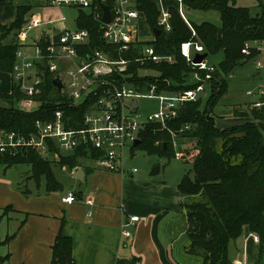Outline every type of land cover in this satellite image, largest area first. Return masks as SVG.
Returning <instances> with one entry per match:
<instances>
[{
    "label": "trees",
    "instance_id": "16d2710c",
    "mask_svg": "<svg viewBox=\"0 0 264 264\" xmlns=\"http://www.w3.org/2000/svg\"><path fill=\"white\" fill-rule=\"evenodd\" d=\"M101 0H94L99 4ZM13 0H0V12ZM146 23L155 34L152 45L156 53L173 58V63L155 64L147 62L131 65L135 72L133 81L149 88L156 83L153 77L140 78L141 67L157 68L159 76L158 89L177 91L192 88L188 85V76L193 73L181 52V46L188 41L204 46L207 56L223 54L217 71L209 82V98L184 103L178 116L165 126L154 123L146 124L140 135L142 145L150 153L175 158L172 134L180 139L191 140L192 147L183 149L182 160L190 162L193 176L186 173L178 188L187 200L183 203L187 216L186 253L196 257L201 264H231L229 257L230 243L237 240L247 227L252 233L260 236L259 254L264 255V106L252 107L249 115L258 121L246 122L240 126L219 128L213 114L219 99L226 93L229 79L239 68L255 61L259 54L252 50L249 55L242 52L247 43L264 39V0H258L260 11L253 14L246 6H239L235 0H184L185 6L194 10H215L219 13L221 25L204 21L187 23L178 9L170 7L173 28L165 32L158 26L160 10L155 0H137ZM105 3L113 6V0ZM15 18L8 24L0 22V71L13 73L17 52L21 49L19 32L27 21L32 6L19 1L14 6ZM183 17V18H182ZM77 26L90 32V41L83 49L85 55L95 50H107L109 45L102 37L100 21L86 10H80ZM195 32V34H194ZM48 37L44 33L38 42L46 52ZM55 74L46 70L42 95L36 97L43 105L34 111H24L19 102L25 95L14 81L12 92L0 93V98H8L13 105L10 108L0 107V132L17 131L28 135L35 131L39 119H51L56 105L66 102V97L58 94L53 84ZM168 81L169 83H167ZM143 87V88H144ZM57 93L51 97V94ZM262 99V98H261ZM252 106V105H251ZM86 106L68 105L66 116L70 119L69 128L84 127ZM137 145V146H138ZM85 155L80 152L62 156L60 164L44 159L36 150L19 149L15 154H0V164L6 168L20 164L31 166V175L38 186L44 185L47 192L62 191L63 186L54 172V166H68L73 169ZM44 179V180H43ZM43 180V183H42ZM12 208L9 206L5 212ZM136 262L134 259L132 263ZM51 264H75L73 241L70 236L59 231L52 246Z\"/></svg>",
    "mask_w": 264,
    "mask_h": 264
},
{
    "label": "built area",
    "instance_id": "2783aa9c",
    "mask_svg": "<svg viewBox=\"0 0 264 264\" xmlns=\"http://www.w3.org/2000/svg\"><path fill=\"white\" fill-rule=\"evenodd\" d=\"M22 1L32 6V0ZM36 1L42 6L88 11L94 19L100 21L102 37L109 47L107 50H95L85 55L86 51L83 49L90 41L88 29L69 26L65 14L57 18L41 19L37 14L31 13L18 37L22 47L34 48V54H25L21 47L17 52L14 72L11 73L25 95L19 102V107L24 111L41 108L43 102L36 97L43 93L46 70L54 73L55 78L59 77L62 89L59 91L54 86L58 94L67 100L64 104L55 106L51 119L36 121V132L25 135L17 131H1L0 154H15L19 149H33L44 159L60 164L62 156L80 152L93 160L99 168L125 173L122 151L127 147H135V142L141 140L140 135L145 125L159 123L165 126L168 121L176 118L184 103L198 100L199 94L208 89L209 82L217 71V66L210 63L207 57L199 63L194 62L195 55L204 54L205 48L197 42L188 41L182 44L181 52L194 70L192 74L197 84L192 88L171 92L158 89L156 83L159 82V77H153L156 83H151L149 88L144 87L133 81L136 75L131 70L132 64H171L174 60L171 56L156 53L155 48L147 43L155 39L151 29L152 37L142 38L144 33L141 28L146 25V18L141 8H138L137 0H113V6L108 5L111 11L108 22L103 21V9L100 5H107L106 0H101L99 4H94V0ZM157 1L160 10L158 26L165 32H170L173 28L170 7L166 8L162 0ZM176 1L179 12L185 18L182 12L184 0ZM44 33L49 42L46 52L38 44ZM252 50L264 54V39L247 43L242 52L249 55ZM254 66L256 70L264 72V60L256 59ZM141 68L138 76L146 77L140 74ZM255 93L259 98L253 102L252 107L260 109L264 106V88L260 87L256 92L247 91L248 95ZM56 94L54 92L51 97ZM138 98L157 99L159 108L143 115ZM68 105L86 106L84 127H68ZM172 144L177 148L175 140ZM175 157L182 158V152L175 151ZM137 171L133 169L131 172ZM77 200L74 191H70L63 199L69 204ZM88 203L93 204V199H88ZM138 220V216L131 218L132 223ZM123 235L131 237L132 232L123 229ZM250 237L260 243L258 234L250 233Z\"/></svg>",
    "mask_w": 264,
    "mask_h": 264
},
{
    "label": "crops",
    "instance_id": "0c3cea01",
    "mask_svg": "<svg viewBox=\"0 0 264 264\" xmlns=\"http://www.w3.org/2000/svg\"><path fill=\"white\" fill-rule=\"evenodd\" d=\"M14 1L0 12L2 24L14 20V6L22 0ZM256 58L264 60V54ZM0 75V93H11L12 74ZM258 98L255 96V101ZM0 101L2 108L13 105L10 99ZM87 159L81 158L73 169L58 165L72 179L85 183L83 189L65 192H47L44 185L36 183L35 193L29 187L22 190L23 179L17 184L8 175L12 167H0V264H51L52 246L60 230L72 238L75 264H131L134 259L137 264H201L185 250L187 216L183 203L187 198L178 188L185 174L178 181L149 179L144 174L111 172ZM81 169L84 180L76 177ZM70 191L78 197L72 204L63 201ZM88 199H93V204ZM9 206L12 208L5 212ZM133 216L139 220L132 223ZM123 229L130 230L132 236L125 237ZM250 233L245 227L230 243L231 264H264L259 242Z\"/></svg>",
    "mask_w": 264,
    "mask_h": 264
},
{
    "label": "rangeland",
    "instance_id": "374dc122",
    "mask_svg": "<svg viewBox=\"0 0 264 264\" xmlns=\"http://www.w3.org/2000/svg\"><path fill=\"white\" fill-rule=\"evenodd\" d=\"M236 4L239 6L249 7L253 14H256L260 11V7L258 6V0H235ZM163 4L166 8L175 6L178 11V2L176 0H162ZM16 0L14 1V4ZM12 5V4H9ZM11 7V6H10ZM80 10L73 8H56L49 6H42L36 0H32V10L31 13L37 14L41 19L47 18H57L62 14L68 16V25L71 27L77 26L76 18L78 12ZM182 12L184 16L187 18L185 20L187 23H201L204 21L212 22L216 25H221L220 15L215 10L201 11L190 9L185 4L182 5ZM183 18V17H182ZM62 26L63 24H59ZM143 39H149L152 37L150 32V28L146 25H143L141 28ZM25 54H34V48H22ZM223 54L219 53L216 55H209L207 59L210 63L218 65L219 61L222 60ZM1 73V72H0ZM140 74L142 76L147 77H159L162 73L154 67H149L147 70L141 68ZM1 76V75H0ZM9 76L7 75L6 78ZM144 78V77H143ZM12 80V78H11ZM188 85L195 86L197 84L196 79L193 74L188 76L187 80ZM260 87L264 88V72L262 74L258 72L254 65L247 64L242 68H239L235 71L234 74L229 79V86L226 93L219 99L216 104L214 115L216 116V125L219 128H229L232 126H240L245 124L246 122H255L258 123L256 119H254L251 115H249L251 111V102L255 101L254 95H248L247 91L252 90L256 92V90ZM8 94V93H6ZM210 94L209 88L205 91H202L199 94V98H202L203 104L208 100ZM8 100V98H0ZM140 104V112L143 115H146L150 112H154L159 108V101L154 98H138L137 99ZM1 102V101H0ZM4 102V101H3ZM2 103V102H1ZM6 104V102H4ZM27 109L25 111H29ZM34 110V109H33ZM249 119L246 121V119ZM176 141L177 148H174V151L180 150L187 147H192L193 142L191 140L180 139L179 135L173 133L172 134V142ZM123 163L122 167L126 171L127 175H131V171L133 169H137L138 171L134 173V176L143 175L148 177L149 179H165V180H175L178 181L182 178V176L186 173L193 176V168L190 162H184L181 158H172L168 160L166 157H160L158 154L150 153L145 150L142 145L132 147H127L122 151ZM91 163L95 162L91 159H87ZM160 163L162 166L161 172L156 175H151L153 168ZM3 165H0L2 167ZM54 172L58 180L61 182L63 186V191H67L70 189H83L85 183L79 182L77 180L72 179V177L67 173V171H62L58 165L54 166ZM31 166L27 164H20L13 166L9 171L8 175H10L14 181L18 184V182L23 179L22 190L25 187H29L32 189L33 193H35L36 184L34 179H30L31 175ZM44 180V179H43ZM42 180V183H43ZM19 182V183H20ZM187 241V240H186ZM264 258V255H263Z\"/></svg>",
    "mask_w": 264,
    "mask_h": 264
},
{
    "label": "water",
    "instance_id": "95a60500",
    "mask_svg": "<svg viewBox=\"0 0 264 264\" xmlns=\"http://www.w3.org/2000/svg\"><path fill=\"white\" fill-rule=\"evenodd\" d=\"M102 9H103V21L104 22H108L110 20V17H111V11H110V7L108 5H105V4H102L100 3ZM138 8H140V5H138ZM154 33L157 35L159 34V30H155L154 29ZM207 57V53H204V54H196L195 55V58H194V62H201L204 58ZM53 84L57 87V89L60 91L63 87L62 85V82L61 80L59 79V77H56L53 81ZM140 143V140H137L135 142V146L138 145ZM161 170V165L160 163H157V165L153 168L152 172H151V175H156L160 172ZM84 175H85V172L81 169L78 171L76 177L79 179V180H84ZM132 264H137L136 262L132 263Z\"/></svg>",
    "mask_w": 264,
    "mask_h": 264
}]
</instances>
